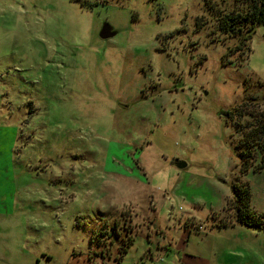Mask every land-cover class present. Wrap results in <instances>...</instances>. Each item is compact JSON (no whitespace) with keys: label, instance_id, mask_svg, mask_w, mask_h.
<instances>
[{"label":"rangeland","instance_id":"374dc122","mask_svg":"<svg viewBox=\"0 0 264 264\" xmlns=\"http://www.w3.org/2000/svg\"><path fill=\"white\" fill-rule=\"evenodd\" d=\"M234 1L0 0V264H264L232 188L264 214V24L247 59Z\"/></svg>","mask_w":264,"mask_h":264},{"label":"trees","instance_id":"16d2710c","mask_svg":"<svg viewBox=\"0 0 264 264\" xmlns=\"http://www.w3.org/2000/svg\"><path fill=\"white\" fill-rule=\"evenodd\" d=\"M208 7L211 12L216 15L217 31L231 38H237L239 44L236 46L235 50L240 53L247 52V59H249L250 53L252 52L250 42L253 38V34L256 32L259 25L264 24V0H235L232 7H224L223 9L221 7L219 9L217 6L214 7L213 4H208ZM232 63L233 61L230 62V64ZM243 65L244 60L237 64L238 67H243ZM258 83L264 85L263 82L258 81ZM245 84L247 88L254 85L249 78L245 79ZM250 99L252 101L258 100L256 96H253ZM239 114L241 115V113ZM245 126L240 143L242 149L239 152L241 159L240 170L243 174L251 169L256 172L264 168V110H259L254 124L251 123L247 125V127ZM254 146L257 147L262 154L261 162L256 166H254L256 160L253 151ZM232 188L235 198L236 220L246 226L258 227L260 229L263 228L264 214L258 213L252 208L251 188L243 183H235ZM218 222L219 221H216L214 226L217 225L222 227L227 224L225 221ZM133 240L134 234H132L131 229L128 230L126 243L116 259L117 262L121 261Z\"/></svg>","mask_w":264,"mask_h":264},{"label":"water","instance_id":"95a60500","mask_svg":"<svg viewBox=\"0 0 264 264\" xmlns=\"http://www.w3.org/2000/svg\"><path fill=\"white\" fill-rule=\"evenodd\" d=\"M116 34H117V31L109 23H105L101 29V32H100V36L103 39H108V38L114 37ZM177 165L180 168H185L187 166V163L184 161H179Z\"/></svg>","mask_w":264,"mask_h":264}]
</instances>
